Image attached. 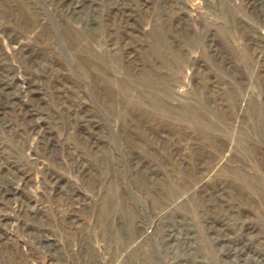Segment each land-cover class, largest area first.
<instances>
[{
    "label": "rangeland",
    "instance_id": "374dc122",
    "mask_svg": "<svg viewBox=\"0 0 264 264\" xmlns=\"http://www.w3.org/2000/svg\"><path fill=\"white\" fill-rule=\"evenodd\" d=\"M0 264H264V0H0Z\"/></svg>",
    "mask_w": 264,
    "mask_h": 264
}]
</instances>
